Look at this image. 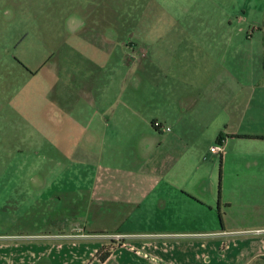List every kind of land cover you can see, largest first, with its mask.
<instances>
[{
    "label": "crops",
    "instance_id": "crops-1",
    "mask_svg": "<svg viewBox=\"0 0 264 264\" xmlns=\"http://www.w3.org/2000/svg\"><path fill=\"white\" fill-rule=\"evenodd\" d=\"M188 1L169 0L170 26L152 44L121 45L116 94L85 92L78 99L88 105L77 104L72 122L25 123L28 143L75 148L67 159L60 149L66 160L58 157L19 203L17 183L4 193L15 211L31 200L42 219L26 218L33 227L56 222L61 230L0 234V264H264V233L252 232L264 228L256 49L231 20L190 11ZM214 145L221 150L211 152Z\"/></svg>",
    "mask_w": 264,
    "mask_h": 264
},
{
    "label": "rangeland",
    "instance_id": "rangeland-1",
    "mask_svg": "<svg viewBox=\"0 0 264 264\" xmlns=\"http://www.w3.org/2000/svg\"><path fill=\"white\" fill-rule=\"evenodd\" d=\"M171 4L169 0H0V207H3L0 234H30L37 229L45 233L60 232L61 226L56 222L33 227L28 218L42 219L39 210L31 208V200L21 205V211L17 204L15 211L13 199L9 200L4 193L17 183L18 195L13 198L19 203L25 198L20 195L22 190L42 182L41 173L50 170L49 167L56 170V159L66 160L68 152L75 148H45L28 143V139L22 138L25 123H56L57 118L72 122L77 104L82 110L88 105L78 99L85 92L98 97L108 87V92L116 94L123 56L121 45L126 42L149 45L159 36L156 32L167 33L169 13L175 9ZM186 6L190 11L210 13L217 20L223 17L225 26L231 20L234 27L242 30V42L247 40L256 49L261 79L257 83L256 101L263 99L264 83L259 75H264L261 65L264 0H189ZM251 29L254 30L248 36ZM167 38L162 35V42ZM69 60L72 62L68 63ZM110 63L111 86L105 78ZM60 65L67 67V71L58 72ZM150 85L146 84L143 91ZM45 110L48 112L43 113ZM85 116H81L82 122L86 121ZM60 149L67 152L66 159L59 154ZM210 157L208 161L212 160ZM214 159V173L218 177L219 155ZM26 221L30 227L24 224ZM49 239L47 236L44 240ZM45 242L50 245L57 241Z\"/></svg>",
    "mask_w": 264,
    "mask_h": 264
},
{
    "label": "built area",
    "instance_id": "built-area-1",
    "mask_svg": "<svg viewBox=\"0 0 264 264\" xmlns=\"http://www.w3.org/2000/svg\"><path fill=\"white\" fill-rule=\"evenodd\" d=\"M166 129L168 130L169 128L167 127ZM220 150H221V146L220 145H214V146L210 147V151L213 152V153H216V152H218ZM252 232H254L256 234H262V233H264V228H257V229L252 230ZM110 237H112V238H114L116 240H119V239H121L123 237V235L120 234V233H115V234L110 235Z\"/></svg>",
    "mask_w": 264,
    "mask_h": 264
},
{
    "label": "trees",
    "instance_id": "trees-1",
    "mask_svg": "<svg viewBox=\"0 0 264 264\" xmlns=\"http://www.w3.org/2000/svg\"><path fill=\"white\" fill-rule=\"evenodd\" d=\"M111 252V245L109 244V247L105 248V246H102L100 249V252L98 253V258L103 261L105 258L110 254Z\"/></svg>",
    "mask_w": 264,
    "mask_h": 264
}]
</instances>
